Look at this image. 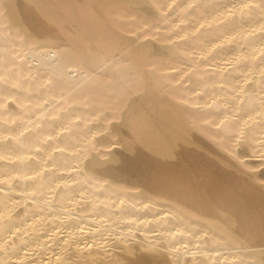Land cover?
<instances>
[{
  "label": "bare ground",
  "instance_id": "bare-ground-1",
  "mask_svg": "<svg viewBox=\"0 0 264 264\" xmlns=\"http://www.w3.org/2000/svg\"><path fill=\"white\" fill-rule=\"evenodd\" d=\"M57 2L0 0V264H264V0Z\"/></svg>",
  "mask_w": 264,
  "mask_h": 264
},
{
  "label": "rangeland",
  "instance_id": "rangeland-1",
  "mask_svg": "<svg viewBox=\"0 0 264 264\" xmlns=\"http://www.w3.org/2000/svg\"><path fill=\"white\" fill-rule=\"evenodd\" d=\"M52 1L57 2V0H52ZM59 1H60V0H59ZM63 1H64V2H67V3H68V6H72V5H69V3H70V4H71V3H74V4H73L74 6H75V3H76V4H79V3H78L79 0H63ZM92 1H93V0H92ZM92 1H91V2H92ZM96 1H97V0H96ZM96 1H93V2H92V7H93V5L95 4ZM60 2H62V1H60ZM64 2H63V4H65ZM87 2H89V1H87ZM91 2H90V4H91ZM57 3H59V2H57ZM82 3L84 4V6L82 5L83 8H81L82 6H79L80 4L77 5V6L80 7V8H79L80 11H81V10L84 11V9H85L84 12H85L86 14H88V13H89V14H90V13H91V14H92V13L95 14L94 11L98 10V9H99V6H100V5H97V6H98V7H97L96 4H95L96 7H95V6H94L93 8H92V7H89L90 4H87V3H86V0H85V2H82ZM96 3H97V2H96ZM63 4H60V3H59V6L61 5L59 8H61L62 6H63V7L66 6V5L64 6ZM98 4H99V1H98ZM77 6H76V9H77ZM87 6H88L89 8H88ZM63 7H62V8H63ZM68 8H70V7H68ZM86 8H88V10H86ZM94 8H95V9H94ZM97 8H98V9H97ZM63 9H64V8H63ZM74 9H75V8H74ZM74 9H73V10H74ZM91 9H92V11H89V10H91ZM66 10H67V9H66ZM66 10H63V11H66ZM70 10H71L70 14H72V17H73V16L75 17V13H74V15H73V12H76V16L78 15V13H77L78 10H75V11H73V12H72V9H70ZM70 10H69V11H70ZM61 11H62V10H61ZM67 11H68V10H67ZM111 12H112V11H111ZM111 12H109V13H111ZM114 12H115V13H114ZM112 13L116 15V11H113ZM112 13H111V14H112ZM70 14H69V15H70ZM81 14H83V12H81ZM79 15H80V14H79ZM70 16H71V15H70ZM81 16H82V15H81ZM81 16H79V17H81ZM84 16H85V15H84ZM84 16H83V17H84ZM86 16H87V15H86ZM89 16H90V15H89ZM92 16L95 17L94 15H92ZM107 16L109 17V14H108V13H107ZM74 17H73V18H74ZM79 17H78V18H79ZM90 17H91V16H90ZM113 17H114V16H113ZM113 17H112V15H111V19H112ZM76 18H77V17H76ZM78 18H77V19H78ZM95 18H96V17H95ZM87 19H89V18H87ZM87 19H86V20H87ZM91 19H92V17H91ZM91 19H89V22L91 21ZM93 19H94V18H93ZM93 19H92V21H93ZM109 19H110V18H109ZM114 19H115V18H113V20H114ZM80 20H81V18H80ZM80 20H79V21H80ZM82 20H83V19H82ZM82 20H81V21H82ZM107 20H108V19H106V21H107ZM115 20H116V19H115ZM81 21H80V22H81ZM94 21H95V19H94ZM94 21H93V22H94ZM108 21H109V23H111L112 20H111V21L108 20ZM108 21H107V23H108ZM116 21H117V20H116ZM87 22H88V20H87ZM113 22H114V21H113ZM81 23H82V22H81ZM90 23H92V22H90ZM94 23H96V21H95ZM109 23H108V24H109ZM88 24H89V23H88ZM92 24H93V23H92ZM92 24H89V25L91 26ZM112 24H113V23H112ZM112 24H111V25H112ZM114 24L116 25V22H115ZM114 24H113V25H114ZM117 24H118V22H117ZM83 25L86 26L87 23H85V22L83 21ZM89 25H88V26H89ZM92 26H93V25H92ZM86 27H87V26H86ZM127 27H128V26H127ZM123 28H124V27H123ZM124 29H126V27H125ZM197 116H200V115H197ZM197 116H196V117H197ZM198 118H199V117H198Z\"/></svg>",
  "mask_w": 264,
  "mask_h": 264
}]
</instances>
